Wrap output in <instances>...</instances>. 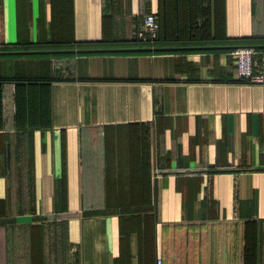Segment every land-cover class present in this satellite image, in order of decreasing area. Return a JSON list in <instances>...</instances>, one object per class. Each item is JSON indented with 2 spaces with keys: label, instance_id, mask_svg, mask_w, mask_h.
I'll use <instances>...</instances> for the list:
<instances>
[{
  "label": "crops",
  "instance_id": "1",
  "mask_svg": "<svg viewBox=\"0 0 264 264\" xmlns=\"http://www.w3.org/2000/svg\"><path fill=\"white\" fill-rule=\"evenodd\" d=\"M263 43L264 0H0V50ZM234 50L0 54V264H264V84Z\"/></svg>",
  "mask_w": 264,
  "mask_h": 264
},
{
  "label": "built area",
  "instance_id": "2",
  "mask_svg": "<svg viewBox=\"0 0 264 264\" xmlns=\"http://www.w3.org/2000/svg\"><path fill=\"white\" fill-rule=\"evenodd\" d=\"M160 23L154 13H146L141 26L136 31V36L143 42H154L158 36ZM256 50L253 47H238L234 50L236 56V72L244 80L250 83L264 84V53L260 61L254 59ZM67 264H80L72 260ZM156 264H163L161 258L156 259Z\"/></svg>",
  "mask_w": 264,
  "mask_h": 264
},
{
  "label": "water",
  "instance_id": "3",
  "mask_svg": "<svg viewBox=\"0 0 264 264\" xmlns=\"http://www.w3.org/2000/svg\"><path fill=\"white\" fill-rule=\"evenodd\" d=\"M253 47L264 48L263 44H225V45H201V46H150V47H119V48H69V49H28V50H0V54L19 53H57V52H91V51H131V50H174V49H215Z\"/></svg>",
  "mask_w": 264,
  "mask_h": 264
},
{
  "label": "trees",
  "instance_id": "4",
  "mask_svg": "<svg viewBox=\"0 0 264 264\" xmlns=\"http://www.w3.org/2000/svg\"><path fill=\"white\" fill-rule=\"evenodd\" d=\"M158 22L160 23L159 19L157 18ZM161 39V23H160V29H159V32H158V36L157 38L155 39V41H158ZM243 41H249L250 43L251 42H256V39H247V40H243ZM2 48H7V47H2ZM11 55H20V54H11Z\"/></svg>",
  "mask_w": 264,
  "mask_h": 264
}]
</instances>
